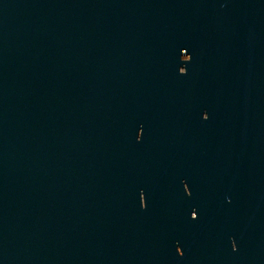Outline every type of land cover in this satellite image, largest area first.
Returning <instances> with one entry per match:
<instances>
[{
	"label": "water",
	"instance_id": "water-1",
	"mask_svg": "<svg viewBox=\"0 0 264 264\" xmlns=\"http://www.w3.org/2000/svg\"><path fill=\"white\" fill-rule=\"evenodd\" d=\"M0 264H264V0H0Z\"/></svg>",
	"mask_w": 264,
	"mask_h": 264
}]
</instances>
